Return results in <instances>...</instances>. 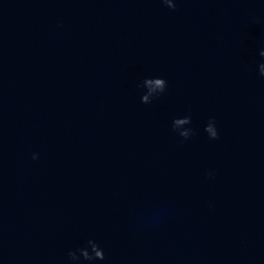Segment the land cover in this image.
Masks as SVG:
<instances>
[{
    "label": "water",
    "instance_id": "water-1",
    "mask_svg": "<svg viewBox=\"0 0 264 264\" xmlns=\"http://www.w3.org/2000/svg\"><path fill=\"white\" fill-rule=\"evenodd\" d=\"M172 2L0 0V264H264V0Z\"/></svg>",
    "mask_w": 264,
    "mask_h": 264
},
{
    "label": "clouds",
    "instance_id": "clouds-1",
    "mask_svg": "<svg viewBox=\"0 0 264 264\" xmlns=\"http://www.w3.org/2000/svg\"><path fill=\"white\" fill-rule=\"evenodd\" d=\"M165 3L169 8H172L173 10L177 7V4H174L172 0H165ZM260 77H264V66H261ZM145 79L148 80V83L150 85H154V87L150 88L149 94L143 97L141 103L151 104L154 100L158 99L160 96L166 93L168 89V81L166 80V78L162 76L145 77ZM149 96H152L153 98L151 101L149 100ZM191 120H192V116L190 113L185 115L174 116L172 118V122H171L172 131L182 138L181 142L191 139V137L195 134V131L191 127H189L186 131L181 130L177 127V124L183 122L190 125ZM206 129L207 131L205 133L208 139L216 140L219 138V129L217 127V122L215 117L208 118V124L206 125ZM208 133H211V135H208ZM38 157H39L38 154L35 153L32 154L33 160L38 159ZM208 174L209 176L212 175L211 172H209ZM89 247L96 250L95 255L90 254L87 251ZM101 253H103V255H101ZM67 255H68L69 264H80L81 257H83L84 260L88 261L89 264H95L96 261H105L106 259L104 249L93 239H89L87 241V246L78 247L75 250H70Z\"/></svg>",
    "mask_w": 264,
    "mask_h": 264
}]
</instances>
